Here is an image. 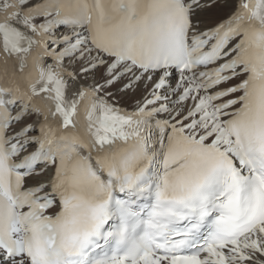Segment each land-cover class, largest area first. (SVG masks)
Listing matches in <instances>:
<instances>
[{
    "label": "snow or ice",
    "instance_id": "6c2138e0",
    "mask_svg": "<svg viewBox=\"0 0 264 264\" xmlns=\"http://www.w3.org/2000/svg\"><path fill=\"white\" fill-rule=\"evenodd\" d=\"M0 264H264V0H0Z\"/></svg>",
    "mask_w": 264,
    "mask_h": 264
}]
</instances>
